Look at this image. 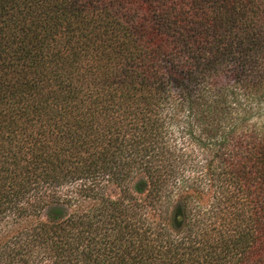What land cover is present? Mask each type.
Listing matches in <instances>:
<instances>
[{"label":"trees","instance_id":"obj_1","mask_svg":"<svg viewBox=\"0 0 264 264\" xmlns=\"http://www.w3.org/2000/svg\"><path fill=\"white\" fill-rule=\"evenodd\" d=\"M263 116L264 0H0V264H264Z\"/></svg>","mask_w":264,"mask_h":264},{"label":"rangeland","instance_id":"obj_2","mask_svg":"<svg viewBox=\"0 0 264 264\" xmlns=\"http://www.w3.org/2000/svg\"><path fill=\"white\" fill-rule=\"evenodd\" d=\"M253 123H256V124H263L264 123V116L261 118H258V117H254L252 120H250L249 124H253ZM189 173V171L187 172ZM186 173V174H187Z\"/></svg>","mask_w":264,"mask_h":264}]
</instances>
